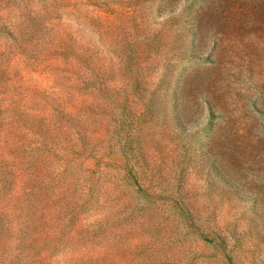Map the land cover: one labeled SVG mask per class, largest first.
<instances>
[{
	"label": "rangeland",
	"instance_id": "obj_1",
	"mask_svg": "<svg viewBox=\"0 0 264 264\" xmlns=\"http://www.w3.org/2000/svg\"><path fill=\"white\" fill-rule=\"evenodd\" d=\"M0 264H264V0H0Z\"/></svg>",
	"mask_w": 264,
	"mask_h": 264
}]
</instances>
